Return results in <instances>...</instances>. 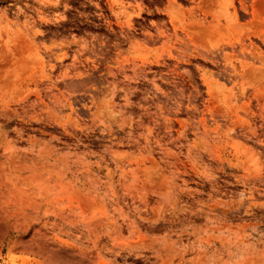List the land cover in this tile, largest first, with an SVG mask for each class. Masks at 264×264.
Returning <instances> with one entry per match:
<instances>
[{"label":"rangeland","instance_id":"1","mask_svg":"<svg viewBox=\"0 0 264 264\" xmlns=\"http://www.w3.org/2000/svg\"><path fill=\"white\" fill-rule=\"evenodd\" d=\"M0 264H264V0H0Z\"/></svg>","mask_w":264,"mask_h":264}]
</instances>
